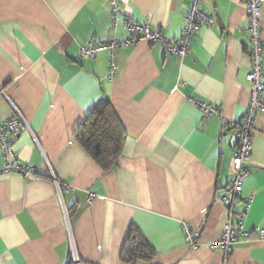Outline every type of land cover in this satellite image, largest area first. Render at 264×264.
<instances>
[{"label": "crops", "instance_id": "crops-1", "mask_svg": "<svg viewBox=\"0 0 264 264\" xmlns=\"http://www.w3.org/2000/svg\"><path fill=\"white\" fill-rule=\"evenodd\" d=\"M112 0H0V119L13 105L36 133L24 130L14 150L36 169L26 179L3 172L0 147V264H66L70 230L80 257L96 264H224L212 248L229 219L220 201L233 176L235 123L247 110L252 61L245 0H200L214 21L202 25L190 53L168 55L142 40L116 53L81 59L89 41L125 39L113 28ZM192 0H118L120 18L181 35ZM264 41V4L261 8ZM110 101L124 140L118 166L106 171L76 138L90 109ZM195 101L216 105L229 121L203 117ZM69 185L60 199L52 177ZM90 193L94 194L88 201ZM248 212L243 217L247 206ZM243 230L228 264H264V108L255 118L250 173L234 221ZM200 231L186 244L182 223ZM147 241L150 260L125 261L130 229Z\"/></svg>", "mask_w": 264, "mask_h": 264}, {"label": "built area", "instance_id": "built-area-1", "mask_svg": "<svg viewBox=\"0 0 264 264\" xmlns=\"http://www.w3.org/2000/svg\"><path fill=\"white\" fill-rule=\"evenodd\" d=\"M263 4L264 0H245L247 13L246 30L249 39L248 53L252 61L248 78L252 88L245 115L241 121L234 125L237 146L233 158V176L226 193L220 197V201L228 207L229 219L222 236L211 245L212 248H221L224 251V264H228V257L243 230V220L234 221L235 207L243 189L244 181L250 173L255 118L257 113L264 108V41L261 34V8ZM110 9L113 28L115 29L118 22L122 21L129 32V37L125 39H114L107 44H94L89 41L80 46L79 49V57L81 59L95 57L99 51L107 49L109 51L110 79H114L117 73L116 53L119 48L135 45L142 40H148L160 43L166 54L183 59L190 53L192 40L199 32L201 26L204 24L209 25L214 21L211 14L200 8V0H192L190 8L185 14L181 35L170 39L164 36L159 30L153 28L149 23L142 24L128 18L121 20L118 0L111 1ZM0 94H6L2 86H0ZM195 105L200 108L203 117L216 116L226 125L229 123L216 105L202 101H195ZM24 130H29L36 136V133L29 125L25 116L13 105V114L7 119H0V147L4 159L3 172L17 173L28 179L36 175V169L22 162L18 153L14 150V142ZM52 177L55 181L58 195L62 199V191L64 188L69 187V185H62L55 178L54 174ZM93 197L94 194L90 193L88 201H92ZM249 207L250 204L243 213V217L248 212ZM63 210L66 224L70 230L71 242V254L66 264H96L80 257L70 226L69 212L65 206H63ZM182 229L185 234L186 244L196 248L198 246L200 231L192 229L186 222L182 223ZM260 236L264 238V228L260 230Z\"/></svg>", "mask_w": 264, "mask_h": 264}, {"label": "trees", "instance_id": "trees-1", "mask_svg": "<svg viewBox=\"0 0 264 264\" xmlns=\"http://www.w3.org/2000/svg\"><path fill=\"white\" fill-rule=\"evenodd\" d=\"M76 138L104 170L108 171L118 166L124 131L114 117L108 99L99 100L90 109L87 118L76 131ZM154 254L151 245L131 228L122 258L125 261L137 262L150 260Z\"/></svg>", "mask_w": 264, "mask_h": 264}]
</instances>
